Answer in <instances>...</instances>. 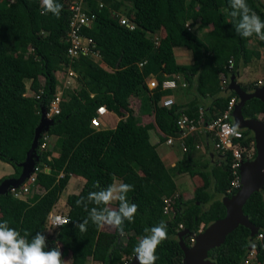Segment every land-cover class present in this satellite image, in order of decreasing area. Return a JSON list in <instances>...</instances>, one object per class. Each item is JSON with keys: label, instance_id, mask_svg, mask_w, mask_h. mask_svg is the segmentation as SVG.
Masks as SVG:
<instances>
[{"label": "trees", "instance_id": "trees-1", "mask_svg": "<svg viewBox=\"0 0 264 264\" xmlns=\"http://www.w3.org/2000/svg\"><path fill=\"white\" fill-rule=\"evenodd\" d=\"M56 2L63 5L58 18L44 10L41 0H0V160L13 167V173L1 177L0 182L19 176L20 163L40 123L41 107L49 109L59 87L56 71L69 68L79 85L63 89L59 113L51 116L48 131L39 138V170L30 188L32 194L25 200L15 198L10 190L0 195V221H8L22 236L27 231L29 240L41 232L47 237L45 251L57 243L64 255H70L71 264H87L89 259L124 264V257H133L139 240L147 235L144 229L163 221L168 235L156 249L155 264H182L179 225L190 230L185 238L190 245V236L198 229L224 216L221 196L236 191L231 185V155L225 154L220 165L209 167V160L195 164L192 152L197 134L203 133L195 131L182 138L185 150L170 170L150 140V131L157 128L162 133L160 141H165L180 137L182 130L176 122L183 115L201 125L221 115L236 94L222 91L220 74L228 78V85L230 75L261 55L258 48H249L250 40L256 39L262 48L264 40L255 34L244 38L236 33L229 15L230 0H87L96 17L82 33L95 42L104 68L89 57H68L64 38L70 10L67 0ZM99 2L103 3L101 8ZM247 3L264 20V3ZM119 11H124L132 27L120 24L115 16ZM175 47L187 49L191 61L177 62ZM150 78L157 80L155 87L148 86ZM165 78L183 80L186 94L192 98L169 107L160 105V99L171 93L162 89ZM239 85L247 91L260 86L256 81ZM28 89L32 94H27ZM133 97L138 99V109L153 117L152 122H140L130 105ZM104 108L119 119L113 128L96 129L92 120ZM260 113L264 114L260 99L251 98L242 107L245 118H256ZM242 131L240 143L250 147L252 133ZM44 135L55 137L52 148L47 144L41 147ZM205 135L214 144V132L206 131ZM255 153L254 148L252 157ZM174 172L202 178L191 199L176 193ZM71 175L84 183L77 193L67 195L69 222L48 234L47 217ZM115 179L134 186L127 194L129 202L138 205L134 221L124 222L122 234L108 226L98 227L91 220L87 231L81 232L76 224L88 218L92 207H104L87 201L89 192L99 190L93 187L94 182L99 181L104 188ZM82 197L87 209L84 203L77 204ZM165 198L173 199L168 213L163 211ZM110 207H118V202ZM243 211L264 234V188L250 196ZM249 244V229L239 225L220 246L208 251V257L216 264H239ZM256 244L258 259L264 264V237Z\"/></svg>", "mask_w": 264, "mask_h": 264}, {"label": "clouds", "instance_id": "clouds-1", "mask_svg": "<svg viewBox=\"0 0 264 264\" xmlns=\"http://www.w3.org/2000/svg\"><path fill=\"white\" fill-rule=\"evenodd\" d=\"M41 3L46 12H51L57 16V18L59 17L63 8L62 4L57 3L56 0H41ZM230 8L231 11L229 15L233 18L234 28L237 34L244 38L251 37L255 34L260 40H264V20L252 10L247 0H230ZM98 63L100 65L102 64V67L107 68L102 60L101 63L99 61ZM180 83L181 81L177 82L178 86L181 85ZM261 85L262 84H260V86ZM98 127L95 128L100 129V126ZM237 130L238 124L233 125L231 132L236 134ZM49 140L50 138H48L46 144ZM252 144L255 148L254 140ZM251 158L253 157L251 156ZM32 186H34V184ZM93 187L99 190L89 192L87 201L97 206L104 205V207H92L89 211L88 218L77 223L76 227L81 232H86L89 220H91V222L98 227L108 226L122 234L124 231V222H133L138 210V205L130 203L127 195L129 192L134 191V186L129 183L117 182L101 188L99 181H96ZM114 202H118V207H110ZM80 203H84L87 209V202L84 201L83 197L77 201V204ZM68 222L69 221H65L64 223ZM144 231L147 235L143 236L136 245V257L139 264H155V261L158 259L156 249L168 235L167 225L161 221L156 226L145 228ZM258 233H260V231ZM29 235L30 234L25 231L22 236L18 230L9 226L8 221H0V264H63L62 253L59 247H53L45 251L47 237L44 234L37 232L30 240L28 239ZM255 237H253V239ZM250 243H252V241H250Z\"/></svg>", "mask_w": 264, "mask_h": 264}, {"label": "built area", "instance_id": "built-area-1", "mask_svg": "<svg viewBox=\"0 0 264 264\" xmlns=\"http://www.w3.org/2000/svg\"><path fill=\"white\" fill-rule=\"evenodd\" d=\"M67 8L70 10V17L68 20V31L65 36V42L68 44L67 46V55L70 59H77L79 57H89L96 62L101 63V57L99 51L96 49V44L91 37H88L82 33V29L84 27L90 28L96 14L92 12L88 8L87 0H67ZM103 6L102 2H99V8ZM114 13V12H113ZM115 16L119 17V22L122 25H127L132 27L133 25L130 23L128 16H121L120 12H116ZM102 65V64H101ZM141 65V64H140ZM233 66V60L229 61V67ZM62 71H58L61 73ZM57 73V74H58ZM66 73L73 78H76V74L70 70L66 69ZM58 77V76H57ZM228 78L221 73L220 74V86L223 92L227 88L226 81ZM178 81L176 79L165 78L162 80L161 86L162 89H174L178 86ZM229 82V81H228ZM149 87H155L158 82L155 78H150L148 81ZM181 86H186L184 81H181ZM63 88L58 87L53 99L50 102L49 109L46 110V116L51 117L53 114L59 113V103L62 100ZM39 97V95H37ZM236 101V97L233 96L230 98L227 108L223 111L221 115L212 120L205 125H201V123L196 124L193 120L189 119L186 115H183L177 119V125L181 128L182 133L180 135L181 138H184L186 134L199 131L205 133L206 131L214 132V148L218 150L221 154L225 155L230 153L231 162L230 169L233 175V179L231 181V185L233 188H237L239 186V167L240 161L244 159L251 158L253 154V144H250V147H246L241 145L240 140L243 138L242 129L237 130L236 134L231 132V128L234 125L231 117V112ZM174 103V98L169 95L160 99L159 104L165 107H169ZM102 113V111H101ZM100 113V114H101ZM264 121V118L261 117ZM94 124V125H93ZM92 125L95 127L99 126L98 117L92 120ZM48 135H44V141L41 143V147L44 148L46 146V142L48 140ZM179 138V137H178ZM182 141V140H181ZM167 144H171L173 142V138L169 137L165 141ZM197 147V145H196ZM182 149L185 150V144L182 141ZM39 170L38 166L34 167V172L28 177L24 183L19 185L18 187L10 188V192L15 198L26 199L27 194L30 191L31 186L35 183L36 180V172ZM264 170V168H263ZM229 191V190H228ZM164 207L163 211L165 213L169 212V207L173 203L172 198L164 199ZM69 217L67 213L58 212L55 213L50 212L47 217V228H55L57 229L61 225L65 224V221H68ZM182 224L179 225V228H182ZM202 228L198 229L197 233L200 232ZM194 233L190 236V244L194 242V236L197 234ZM264 237L263 232L257 234V236L252 240L253 248L246 251L244 257L241 259L239 264H262L258 259V248L256 242L261 240ZM62 260L64 258L63 252ZM132 259V256L124 257V264H127ZM64 264V262H63Z\"/></svg>", "mask_w": 264, "mask_h": 264}, {"label": "water", "instance_id": "water-1", "mask_svg": "<svg viewBox=\"0 0 264 264\" xmlns=\"http://www.w3.org/2000/svg\"><path fill=\"white\" fill-rule=\"evenodd\" d=\"M238 77V71L230 75L225 92L236 94V101L231 112L233 124H238L239 129H247L252 133L256 153L253 158L240 161L239 186L233 194L224 195L221 198L225 207L224 216L210 222L198 232L191 245L185 241V238L191 234L188 228L177 232L178 243L184 254L182 264H216L208 257V251L220 246L226 236L239 225L249 229L250 241L259 232V228L244 214L243 206L254 192L264 188V121L259 117L245 118L242 114V107L251 98L264 101V85L247 91L237 82ZM51 123L52 119L46 116V108L42 106L40 123L35 128L34 138L24 161L20 163L21 172L18 177H8L0 182V195L7 193L12 187H18L33 173L38 160L36 148L39 138L42 133L48 131ZM46 171L48 172L49 169ZM252 248L253 244L250 243L247 249ZM127 264H139L136 254Z\"/></svg>", "mask_w": 264, "mask_h": 264}, {"label": "rangeland", "instance_id": "rangeland-1", "mask_svg": "<svg viewBox=\"0 0 264 264\" xmlns=\"http://www.w3.org/2000/svg\"><path fill=\"white\" fill-rule=\"evenodd\" d=\"M260 1L264 3V0H260ZM120 13H121V16H126L124 11H121ZM160 34H162V32H160ZM248 46L251 49L258 48L257 47L258 46L257 42L255 40L252 41L250 44L248 43ZM174 54H175L177 62H179V63H189L191 61L190 53L184 47H175L174 48ZM248 65L247 66L249 68L248 69L246 68V72L243 71L244 74L246 75V78L244 77L245 78L244 80H246L247 82L256 81V82H258V84H261L263 82V80H264V56L260 55L259 58H256L255 56L252 57V60H251L250 63H248ZM247 66H244V67H247ZM57 73L58 72H56V74ZM57 76H58L57 78H58V81H59V85H58L59 87H61L63 89H67V88L73 89V88L79 87V85L76 83V78H73L72 76H69V74L66 73V70L62 71L61 73H58ZM40 80L43 81V78H41ZM179 80H180V78H179ZM29 83L30 82L27 81L26 85L29 86ZM181 88L182 89H180L178 91V93H180V95L176 96V98H175V101H177V102H179V101L181 102V93L182 94H183V92L185 93L184 90H185L186 86H182ZM27 94H32L31 90L28 89L27 90ZM130 105H131L134 113L139 116V119H140V116L148 115V113L146 111H144V110L141 111L140 109H138V99H137V97H133L131 99ZM105 117H106V115L101 116L100 128H110L109 126H111L112 123H114V120L109 119L107 124H105V121H104ZM263 118H264V116H263ZM147 119H148V116L146 117V120ZM200 134H201L200 137L203 139V136L205 135V133H200ZM150 140H151V137H150ZM151 141L153 142V140H151ZM54 143H55V137L51 136L49 142L47 143V146L49 148H52V145L54 146ZM157 152H159L160 155H162V156L164 155L162 160L164 161V164L166 165V167H168L170 170H173L172 169V165H170V162L173 161L174 164L177 163L178 159H179V156L183 155L182 147L179 145L178 142L174 143V145L170 146V147L167 146V144H165L163 142V143H161L158 146V151ZM55 154H56V152H55ZM166 155H168L169 158H166ZM194 156L195 155L192 152V159H193V162L196 164L197 162L195 161V159H194L195 157ZM173 175H174L173 178H174V181H175V184H176V193L177 194H184V193L186 195L187 194H192V195L194 194V193H192L193 192L192 182L195 183V184H196V182L194 180L192 181V179H189V174L188 173L187 174H179V173L174 172ZM76 181H77V179L74 178V179H72V180H70L68 182L66 188L63 190V192L60 195V198H59V199H61L60 202H57L59 204H56V206L58 205L59 207L55 208L53 213H55L56 211L67 213V210H68V206L66 205L67 195L70 194V193H74V192L78 191L79 188L82 186L81 181H79V182L77 181V183H76ZM117 182H120V180L119 179H115L114 183H117ZM32 187H34V186H32ZM31 194H32V192L30 190V192L28 193L27 197L30 196ZM223 196L224 195H222L221 198ZM114 204H115V202L112 205H110V206H113ZM46 229H47L48 234H54V232L56 230L55 228H51V227L50 228L46 227ZM182 229H183V227L182 228H178L177 230L180 231ZM121 238H122V240H125V236H122ZM54 246L55 247H59L60 251H62L61 246L59 244L55 243ZM63 262H64V264H71L70 255H68V254L64 255ZM87 264H100V263L89 259Z\"/></svg>", "mask_w": 264, "mask_h": 264}, {"label": "crops", "instance_id": "crops-1", "mask_svg": "<svg viewBox=\"0 0 264 264\" xmlns=\"http://www.w3.org/2000/svg\"><path fill=\"white\" fill-rule=\"evenodd\" d=\"M256 41V39H252V40H250V42H249V44L252 42V41ZM257 42V41H256ZM258 45V44H257ZM258 47V50H260V52H261V56L263 55L264 56V49L262 48V47H260L259 45L257 46ZM248 65V64H247ZM246 65V66H247ZM249 66V65H248ZM244 67V66H242L241 68H239V70H238V72H239V77L237 78V82L239 83V82H241V83H247V81L246 80H244L245 78H246V75L244 74V72H246V68L248 69L249 67ZM244 71V72H243ZM243 72V73H242ZM245 77V78H244ZM262 84V83H261ZM260 85V84H259ZM264 85V84H263ZM182 86L180 85V86H177L175 89H172L170 92V95L174 98V100H175V98H176V96H178V95H180V93H178V91L180 90V89H182L181 88ZM185 91V93H186V90H184ZM184 92H183V94L181 93V103H184V102H187V101H189L191 98H192V95L191 94H185ZM180 102V101H179ZM103 115H106V117H105V119H104V121H105V124H107V122L109 121V119H112V120H114V123H112V125L111 126H109L110 128H113L115 125H116V123H117V121H118V119H119V117L116 115V114H114L113 112H111V111H108V110H106V109H104V111H102V113L101 114H99V116H98V121H99V126L101 125V116H103ZM148 116V119L146 120V117ZM264 116V114L263 113H260L259 115H258V117L259 118H261V117H263ZM153 121V117L150 115V114H148V115H146V116H140V122L142 123V124H145V123H149V122H152ZM194 132H192V134H193ZM189 134H191V133H189ZM159 135H162V133L157 129V128H155V129H153L152 131H150V137H151V140H153V142L156 144V150L158 151V146L161 144V143H165V144H167L165 141H160V137H159ZM187 135V134H186ZM185 135V136H186ZM200 133H198L197 134V136L199 137L197 140H196V142H195V144L197 145V147H196V149H194L193 150V154L195 155L194 157V159H195V161L197 162V164H201V163H204L205 161H207V160H209L210 161V164H209V167H211L212 165H214V164H217V165H220L221 164V162H222V159H223V154H221L218 150H216L215 148H214V146H213V144H212V141L208 138V136L207 135H205V136H203V139L200 137ZM182 138L181 137H179V138H174L173 139V142L171 143V144H167V146H173L174 145V143H179V145L182 147ZM152 142V143H153ZM182 151H183V149H182ZM198 151V152H197ZM159 153V152H158ZM159 155H160V153H159ZM160 157H161V159L164 157V155L162 156V155H160ZM182 157V155L181 156H179V159ZM166 158H169L168 157V155H166ZM178 159V160H179ZM163 161V160H162ZM169 161V160H168ZM164 162V161H163ZM170 165H174V162L173 161H171L170 162ZM11 173H13V167L10 165V164H8V163H5V162H3V161H1L0 160V178L1 177H3V176H6V175H9V174H11ZM179 174H187V173H179ZM74 178H76L77 179V181L79 182V181H81V184L83 185V183H84V180L82 179V178H79V177H77V176H74V175H71V177H70V179H69V181L70 180H72V179H74ZM189 179H192V181L194 180L195 182H196V184L195 183H193L192 182V186H193V192L192 193H194V189L197 187V186H199V185H201L202 184V178L199 176V175H194V176H190L189 175ZM68 181V182H69ZM77 181H76V183H77ZM82 187V186H81ZM80 187V188H81ZM80 188H79V190H80ZM78 190V191H79ZM78 191H76V192H74V193H77ZM71 194V193H70ZM180 195H182V197H183V199L185 198V200H189V199H191L192 197H193V195L192 194H180ZM60 198V197H59ZM60 200L61 199H58V201L57 202H60ZM56 204H59V203H56ZM59 206L57 205H55L53 208H52V212L55 210V208H58ZM60 212V211H59ZM63 213H65V212H63ZM104 227V226H103ZM102 227V228H103Z\"/></svg>", "mask_w": 264, "mask_h": 264}]
</instances>
